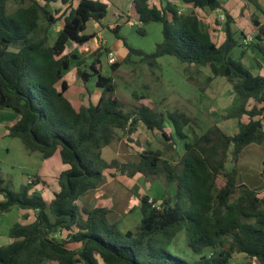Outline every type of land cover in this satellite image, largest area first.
Returning <instances> with one entry per match:
<instances>
[{
	"label": "trees",
	"instance_id": "16d2710c",
	"mask_svg": "<svg viewBox=\"0 0 264 264\" xmlns=\"http://www.w3.org/2000/svg\"><path fill=\"white\" fill-rule=\"evenodd\" d=\"M131 1L142 22L137 32L144 35V26L160 23L162 40L146 53L126 43L119 24L107 26L128 51L124 62L132 55L145 61L169 55L189 66L209 68L207 81L223 77L241 98L233 113L237 131L228 135L217 125L202 131L198 119L182 111L162 114L147 105L131 109L118 99L112 76L101 74L100 59L108 49L95 43L94 34H84L88 21L99 23L105 18L107 0H0V109L18 115L7 135L43 159L58 155L66 166L58 176L59 191L50 202L30 192L28 186L13 191L10 182L0 177V214L14 207L34 212L33 223L10 229V243L0 246V264H100V260L103 264H264V193L242 184L238 170L243 149L264 142L259 118L264 112V75H253L240 59L232 57L237 41L223 0ZM176 2L189 10L179 14ZM217 9L226 16L225 38L219 45L197 13ZM60 21L62 27L51 40V31ZM253 30L249 46L264 57V23L254 21ZM69 41L88 51L87 72L86 60L67 50ZM72 60L76 77L84 84L95 77V86L101 90L95 104L78 111L65 95L64 73ZM121 64H111V71ZM250 101L253 106L248 108ZM244 116L248 121H241ZM138 122L158 131L170 147L182 143L176 164L150 145L139 152L137 162H108L102 157V149L115 140L118 131L131 134ZM186 128L191 129L190 137ZM262 167L264 178V160ZM118 174L163 176L171 186L160 203L148 195L137 196L140 219L132 230L109 220L110 201L102 200L93 209L82 201L104 175L114 178ZM32 180L33 184L42 182L38 175ZM183 230L187 247L199 255L196 259L170 250ZM237 256L245 261H234Z\"/></svg>",
	"mask_w": 264,
	"mask_h": 264
},
{
	"label": "rangeland",
	"instance_id": "374dc122",
	"mask_svg": "<svg viewBox=\"0 0 264 264\" xmlns=\"http://www.w3.org/2000/svg\"><path fill=\"white\" fill-rule=\"evenodd\" d=\"M107 1L109 8L103 20L105 26H112L114 25L113 23L117 22L120 25V35L131 48L140 49L146 53L153 52L155 45L162 40L161 24L155 22L149 23L144 26L145 34L141 35L137 32V25L135 24L136 19L132 17L131 22H127L126 16L129 15H125L124 19L121 18L117 20V18L112 15L113 9L110 4L113 2L116 5L117 2L112 0ZM255 1L256 0H250L249 2ZM10 5L14 7L13 4ZM120 5L124 7V14L131 8L128 0L121 1ZM251 10L257 12L255 8L249 4L245 9V14L250 13ZM206 15L208 14L206 13ZM221 23L223 24L222 21ZM61 27L62 22L60 21L51 31V40L55 38L57 31ZM89 27L90 26H88V28ZM101 38L105 40L106 45L109 43L114 47L116 57L121 59H118V62L122 63L117 71L112 72L110 64L107 61L106 53L104 52L100 59L101 74L103 76H112L116 87L115 93L126 107L135 109L141 105H147L162 114L179 110L189 116L196 117L202 131L207 130L212 125H218L229 134H232L236 129V120L233 117V112L241 104V98L231 90L230 85L225 79L214 78L211 81H207V77L211 76L207 68L197 65L189 66L169 55L162 56L156 61H145L140 56L132 55L129 61L125 63L124 59L127 55V50L122 41L117 39L108 29L104 31ZM102 47H104V45H102ZM69 48H71V44H69ZM106 48L110 50L109 45H107ZM247 48L250 57L246 59L243 58L242 60L240 58L244 65L246 64V66L252 67L254 63L258 62L257 58H264L256 48L252 47V45H248ZM80 56L85 59L87 63L89 62L90 59L86 52L81 51ZM71 63L72 67L68 72H65V78L68 80L67 82L71 84V90L78 91L81 101L79 100L80 98H78L77 92L76 96H69L68 93L67 95L72 98L73 102L77 105L79 102L83 105H87L88 100H85L86 93L83 92L81 80H77L75 81L77 84H73L74 77L71 71L75 69L74 60H72ZM83 68L87 69V64L84 65ZM188 75L194 80V83L187 79ZM95 81V77H90L89 81L86 83V87L89 91V99H91L92 96V99H96V96L99 94V90L95 88ZM135 95L137 97L145 96V98L139 100ZM252 105L253 102L250 101L248 103V108H251ZM259 118L263 122L264 117L261 116ZM139 125V132L137 131L134 134V138L140 147L146 148L147 145H150L155 148H161L163 150L162 157L176 164L178 156L183 152L181 142L177 141L176 148L169 147L158 132L151 133L145 129L142 123H139ZM166 125H169V122H166ZM190 128L193 129L194 132L200 133L198 129L194 127ZM190 128H186V133L189 137L191 136ZM117 137H122V132H118ZM121 143L125 148L123 142L114 141L112 145L113 150L105 153L104 158L108 161L117 158L122 162L133 159L135 155L131 156V154L136 152L120 150L119 146ZM6 144L10 152L6 154L2 148L0 149V177L10 182V187L13 191H19L20 187L23 185L28 186L30 192H35L44 199L51 201L52 198H54V189L59 187L58 176L53 174V166H59V162L57 161L59 160L58 155H55V157L45 163L40 153L28 152L19 139H7ZM138 149L139 148L135 147V150ZM246 152L252 157V161L249 160V165L250 168L254 170L256 164L260 161L259 157L264 156V146L253 144L246 149ZM250 152H257L258 154L251 156ZM48 166L49 168L47 169ZM259 167L260 164H258L257 169H259ZM42 169L49 174L46 179H42V181L46 183L45 185L43 183H26L27 177L33 176L37 171H42ZM244 179L242 175L240 182L244 183ZM244 184L250 188L253 187L249 182ZM98 188L95 194L89 197L88 203L94 205L101 199H110L112 201L113 212L108 215L109 220L118 223L125 230H132L139 223L140 219L139 201L134 196L136 194L148 195L151 199L160 203L163 192L166 189H171V186L166 184L163 176L150 179L138 174L131 179L126 175H118L116 179L106 182L102 178ZM256 188L264 189V181L260 187ZM33 221L34 212L18 207L12 208L8 213L0 214V240L7 238L12 227L17 225H29L33 223ZM186 241V232L183 230L175 237L174 242L170 246V250L190 260L198 258L199 255L194 254L187 247ZM208 253L209 251L206 250L205 254ZM234 261L244 262L245 259L241 256H237ZM43 264L52 263L44 262ZM100 264H103L101 260Z\"/></svg>",
	"mask_w": 264,
	"mask_h": 264
},
{
	"label": "crops",
	"instance_id": "0c3cea01",
	"mask_svg": "<svg viewBox=\"0 0 264 264\" xmlns=\"http://www.w3.org/2000/svg\"><path fill=\"white\" fill-rule=\"evenodd\" d=\"M112 1H115V2H117V4L115 5V3H113V2H111L110 4H111V7H112V15L114 16V17H116L117 18V20H120L121 18L122 19H124V16L125 15H129V16H126V21L127 22H131V20H132V17L133 18H135V19H137L138 18V16H137V14L135 13V11H134V7H133V3H132V1L131 0H128V2H129V5H130V7L131 8H129V11L126 13V14H124V7H122L121 5H120V2L121 1H123V0H112ZM124 1H127V0H124ZM250 0H223V9L225 10V11H227V13L229 14V15H231V17H232V20H233V22L231 23V31H232V33H233V36H234V39L237 41V46L232 50V53H231V55H232V57L233 58H235V59H240L241 58V60L244 58V59H246V58H249L250 56L248 55V46H243V44H242V40H243V38L245 37V36H247V35H249V34H252V35H254L255 36V31L253 30V23H254V21H256V22H259L260 24H263L264 23V15H263V13H262V10L264 11V0H256L255 2H249ZM177 4H178V6L179 7H181L182 8V5L179 3V2H176ZM252 5L254 8H255V10L257 11V12H255L254 10H251L250 11V13H246L245 14V9L248 7V5ZM257 6H259L262 10H260V9H258L257 8ZM250 7V6H249ZM109 8V7H108ZM184 10H185V12H187L188 10H189V8L188 7H186V8H184ZM220 12H223L221 9H217V10H215V11H208V10H198L197 11V13H198V16H199V18L202 20V22L204 23V25L207 27V29H208V31H209V33H210V35H211V38H212V40H213V42L214 43H216L217 45H219L220 43H222L223 42V40H224V38H225V34H224V30H223V24L221 23V21L218 19V16H219V14H220ZM206 13L208 14V15H206ZM224 13V12H223ZM225 14V13H224ZM103 20L104 19H102L99 23H96V22H94V21H88L87 22V24H86V29L84 30V34H94V41H95V43L97 44V45H100V46H102L103 44L105 45L104 47H106L107 45H109V48H110V50H112V51H114L115 52V49H114V47L111 45V44H109V43H107V45H106V42H105V40H103L102 38H101V35L104 33V31L105 30H107V27L105 26V24L103 23ZM218 21H219V23H218ZM224 23V22H223ZM114 25L115 24H118L117 22H115V23H113ZM88 26H90L89 28H88ZM107 26H110V25H107ZM106 27V28H105ZM69 44H71V48H69ZM243 47V48H242ZM242 49H244V50H242ZM67 50L68 51H70L72 54H75V55H77V56H79L80 58H82L81 56H80V52L82 51V50H79V49H77V48H75V46H74V44L72 43V42H68L67 43ZM127 50V49H126ZM83 52V51H82ZM84 52H86L87 53V55H88V51L87 50H85ZM128 52V51H127ZM118 59L119 60H121L120 58H117V62H118ZM252 59V58H251ZM260 59V60H259ZM257 58V60H258V62L257 63H254L253 64V66L252 67H248V66H246V64H245V67L253 74V75H264V58ZM262 61V62H261ZM90 63V60H89V62L87 63L86 62V64L88 65ZM71 67H72V63H71ZM204 68H207V67H204ZM208 70H209V68H207ZM84 70L87 72L88 71V69H85L84 68ZM69 71V70H68ZM67 71V72H68ZM75 71H76V69H74V70H72L71 72L73 73V77H74V79H73V84H77L75 81H77V80H79L77 77H76V75H75ZM209 72H210V70H209ZM189 77H190V75H188V77H187V79L189 80ZM191 78V77H190ZM215 78H223V77H215ZM64 79L66 80V81H68L66 78H65V73H64ZM223 79H225V78H223ZM192 80V81H191ZM191 80H189L190 82H192V83H194V80L191 78ZM225 81H226V79H225ZM227 82V81H226ZM68 83V82H67ZM228 83V82H227ZM229 85H230V87H231V90L233 91V89H232V86H231V84L230 83H228ZM81 85H83V92H85L86 93V96H85V100L87 99L88 100V104L86 105V104H82V103H80L79 102V104L77 105L76 103H74L73 102V100H72V98H70L69 96H76V92H77V95H78V91L77 90H71V84H69L68 83V90L66 91V97L69 99V101L71 102V104H72V106H73V108L76 110V111H78L82 106H88L90 103H93V104H95L97 101H98V99H99V97H100V95H101V90L99 89V88H97L96 86H95V88L97 89V90H99V94L96 96V99H92V97H91V99H89V97H88V88L86 87V84H84L82 81H81ZM85 89V90H84ZM234 92V91H233ZM67 93H68V95H67ZM78 98H80L79 100L81 101V97H80V95H78ZM253 106V105H252ZM239 107V106H238ZM237 107V108H238ZM234 113V112H233ZM233 117H234V115H233ZM235 118V120H236V129L233 131V133L232 134H229V133H226V131H224L221 127H219L218 125V127L223 131V132H225L226 134H228V135H233V134H235L236 133V131H237V128H238V119L236 118V117H234ZM17 120H18V115L16 114V113H14L12 110H10V109H0V149L2 148L4 151H5V153L6 154H9V152H10V149L8 148V145L6 144V141H7V139H11L10 137H8V135H7V129L9 128V127H11L12 125H14L16 122H17ZM242 122H246V121H248V119H247V117L246 116H244L243 118H242V120H241ZM262 122V121H261ZM139 123H141V122H138L137 123V125H136V130L134 131V132H132L131 134H128V133H125V132H123V131H118V132H122V137H117L116 136V138H115V140L114 141H121V142H123V144H124V146H125V148L123 147V145H122V143L120 144V146H119V149L120 150H122V151H128V150H130V151H135L136 153H134V154H131V156H134V158L133 159H131V160H126L125 162H123V163H126V162H137L138 160H139V152H141V151H143V150H145V149H147L148 148V145H147V147L146 148H141L140 147V145L138 144V142L136 141V139L134 138V134L138 131L139 132V127H140V125H139ZM138 125H139V127H138ZM262 125H263V129H264V119H263V122H262ZM167 127H170L171 128V125L169 124V125H166ZM145 127V126H144ZM211 127V126H210ZM145 129H147L146 127H145ZM148 130V129H147ZM148 131H150V130H148ZM200 131V130H199ZM118 132H117V135H118ZM151 133H156V132H158V131H150ZM159 133V132H158ZM200 133H201V131H200ZM160 134V133H159ZM199 134V133H198ZM161 135V134H160ZM162 137V136H161ZM127 138H129L131 141L129 142V141H127ZM163 138V137H162ZM163 140H164V138H163ZM114 141H112V143L110 144V145H108V146H106V147H104L103 149H102V157L104 158V154L105 153H107V152H109V151H111V150H113V148H112V145H113V142ZM165 141V143L168 145V142L166 141V140H164ZM177 143L178 142H176V144L175 145H173V146H171V147H174V148H176V146H177ZM182 144V143H181ZM251 145H253V144H250V145H248L247 147H245L244 149H243V151H242V153L240 154V157H239V160H238V170H239V180L241 181V179H242V175L244 176V183H250L253 187L252 188H250V187H248L246 184H244L243 182H241L242 184H244L246 187H248V188H250V189H261V188H256V187H260L261 185H262V183H263V177H262V175H261V172H262V162H263V160H264V156L262 157V156H260L259 158H260V161L256 164V166H255V168H254V170H252L251 168H250V165H249V160L250 161H252V157H250L249 156V154H247V152H246V149L249 147V146H251ZM259 145H263L264 146V142L262 143V144H259ZM169 146V145H168ZM135 147H137V148H139L138 150H135ZM152 147V146H151ZM170 147V146H169ZM153 149H159V150H161V152H162V156H163V150L161 149V148H155V147H152ZM181 154V153H180ZM250 154H251V156H253V155H256V154H258L257 152L256 153H252V152H250ZM53 157H55V156H53ZM53 157H51V158H49V159H44V161H45V163L48 161V160H50V159H52ZM179 157V156H178ZM163 158V157H162ZM58 159V158H57ZM105 159V158H104ZM113 159H116V160H118V161H120L119 159H117V158H113ZM113 159H111V160H113ZM164 159V158H163ZM106 160V159H105ZM111 160H109V161H111ZM166 160V159H165ZM58 162H59V166H53V171H54V173L53 174H55V175H57V176H59V174L63 171V170H65L66 169V166L65 165H63L61 162H60V160H57ZM106 161H108V160H106ZM108 161V162H109ZM169 161V160H168ZM120 162H122V161H120ZM170 162V161H169ZM172 163V162H171ZM177 163V162H176ZM258 164H260V167H259V169H257L258 168ZM50 166V165H49ZM49 166L47 167V169L49 168ZM45 167V166H44ZM52 168V167H51ZM47 171V170H46ZM34 175H38L39 177H40V179H41V181H42V179H46V177L49 175V174H47L46 172H45V170L44 169H42V171H37V173H35ZM33 175V176H34ZM118 175H121V174H118ZM118 175L117 176H115L114 178H110V177H108L107 175H104L103 176V179H104V181L106 182V181H108V180H114V179H116L117 177H118ZM125 175V174H124ZM138 175V174H137ZM33 176H31V177H27V178H32L33 179ZM127 176V175H126ZM135 177V176H134ZM133 177V178H134ZM26 178V177H25ZM27 178H26V180H27ZM129 178V177H128ZM131 179V178H130ZM40 183H43L44 185L46 184L45 182H40ZM99 188L97 187L95 190H93L92 192H89V193H87L84 197H83V199H82V201H83V203L85 204V206L87 207V208H89V209H93L94 207H96L97 206V204L100 202V201H102V200H108V201H110V203H111V210L113 209V207H112V201L110 200V199H101L98 203H96V204H94V205H90L89 203H88V199H89V197L90 196H93V194H95V192L98 190ZM59 191V187L57 188V189H54V193H53V197H54V194L55 193H57ZM129 192H130V190H129ZM261 192L262 193H264V189H261ZM137 196H141V195H135L134 197L135 198H137ZM1 198V197H0ZM43 198V197H42ZM51 198H52V196H51ZM44 199V198H43ZM53 199V198H52ZM45 201H47V202H50V201H48V200H46V199H44ZM137 200H138V198H137ZM139 201V200H138ZM158 203V202H157ZM139 208H140V202H139ZM129 210V209H128ZM127 210V211H128ZM11 211V210H10ZM9 211V212H10ZM113 212V210L111 211V213ZM8 213V212H7ZM110 213V214H111ZM108 218H109V216H108ZM115 223V222H114ZM116 224H118V223H116ZM118 226L120 227V228H122L119 224H118ZM123 230H125L124 228H122ZM126 230H130V229H126ZM57 237H61L60 235L58 236V235H56ZM10 243V239H9V237L7 236V238H4L3 240H0V246H6V245H8ZM71 247H73V248H76L77 246L76 245H71Z\"/></svg>",
	"mask_w": 264,
	"mask_h": 264
},
{
	"label": "built area",
	"instance_id": "2783aa9c",
	"mask_svg": "<svg viewBox=\"0 0 264 264\" xmlns=\"http://www.w3.org/2000/svg\"><path fill=\"white\" fill-rule=\"evenodd\" d=\"M184 8H186V6H183V5H182V8L179 7V9H178V13H179V14L184 13V12H185ZM218 19H219L220 21H222V22H225V20H226V16H225V14H224L223 12H220V14H219V16H218ZM135 24H136L138 27L142 26V22H141L138 18L136 19ZM253 41H254V35L249 34V35H247V36H245V37L243 38V40H242V44H243V46H248V45L251 44ZM103 45H104V44H103ZM104 46H105V45H104ZM105 53H106V56H107V61H108V63H109L110 65H111V64H114V63L117 62V57H116V54H115L114 51H112V50H108V51H106ZM261 116L264 117V112L262 113ZM32 181H33L32 178H27L26 183H27V184H32ZM59 235H60V234H58V236H59Z\"/></svg>",
	"mask_w": 264,
	"mask_h": 264
}]
</instances>
